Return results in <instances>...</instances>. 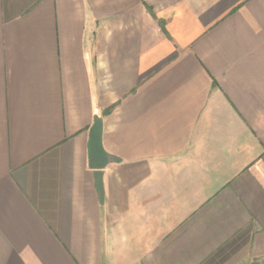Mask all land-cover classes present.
<instances>
[{"label":"crops","instance_id":"0c3cea01","mask_svg":"<svg viewBox=\"0 0 264 264\" xmlns=\"http://www.w3.org/2000/svg\"><path fill=\"white\" fill-rule=\"evenodd\" d=\"M0 264H264V0H0Z\"/></svg>","mask_w":264,"mask_h":264},{"label":"trees","instance_id":"16d2710c","mask_svg":"<svg viewBox=\"0 0 264 264\" xmlns=\"http://www.w3.org/2000/svg\"><path fill=\"white\" fill-rule=\"evenodd\" d=\"M99 157H104V156L101 154V155H99ZM99 157L95 155L93 158H91V166H92V167L97 166V165H99V166L104 165V164H102L101 161L98 160ZM104 161H105V160H104ZM97 163H98V164H97ZM105 163H106V162H105Z\"/></svg>","mask_w":264,"mask_h":264},{"label":"rangeland","instance_id":"374dc122","mask_svg":"<svg viewBox=\"0 0 264 264\" xmlns=\"http://www.w3.org/2000/svg\"><path fill=\"white\" fill-rule=\"evenodd\" d=\"M96 156H98L99 157V155H98V153L96 154ZM99 161H101L102 162V164H106L105 163V161L106 162H108L104 157H99V159H98ZM105 160V161H104ZM98 164V163H97ZM97 166H99V165H97Z\"/></svg>","mask_w":264,"mask_h":264}]
</instances>
